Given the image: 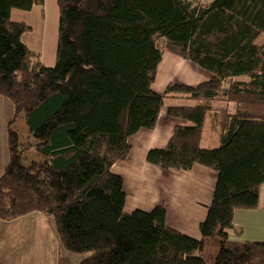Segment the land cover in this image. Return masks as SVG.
Segmentation results:
<instances>
[{"label":"trees","instance_id":"obj_1","mask_svg":"<svg viewBox=\"0 0 264 264\" xmlns=\"http://www.w3.org/2000/svg\"><path fill=\"white\" fill-rule=\"evenodd\" d=\"M37 0H0V98L36 143L9 130L0 177V223L31 213L51 217L66 253L79 264H264L263 243H235L234 213L254 210L264 184V0H56L57 45L47 68L22 43L31 27L11 20ZM42 2V0H40ZM164 52L196 64L209 80L196 87H151ZM165 99L175 127L167 147L147 153L162 171L200 165L217 173L211 205L194 240L166 225L162 206L124 214L123 181L110 170L130 153L128 139L152 130ZM217 148L201 147L204 130ZM34 152L40 162L22 164Z\"/></svg>","mask_w":264,"mask_h":264},{"label":"crops","instance_id":"obj_2","mask_svg":"<svg viewBox=\"0 0 264 264\" xmlns=\"http://www.w3.org/2000/svg\"><path fill=\"white\" fill-rule=\"evenodd\" d=\"M184 1L196 5L208 4L212 0ZM160 73L162 81L156 83ZM209 78V74L196 64L164 52L151 89L161 95L170 84L196 87L207 82ZM168 107L171 106L163 104L154 129L140 130L128 139V158L115 163L110 172L123 181L124 214L135 211L148 213L155 207L162 206L166 212V225L170 229L194 240H202L199 226L205 220L211 205L217 173L200 165H194L188 171H162L146 161L150 150H163L167 147L175 127L193 126L184 120L169 119L166 115ZM13 116L12 104L0 98V177L8 163L9 130L17 136L20 143L21 139L27 138L35 142L26 123L24 125L25 114L19 113L13 127H10L11 122H7L13 120ZM19 125L23 128L22 133L18 132ZM210 138L206 141L207 146H204L205 138H202L203 149H210L208 147L217 144V138ZM23 157L24 155L22 160ZM258 195L256 209L234 213L233 226L241 231V235L237 236L233 231H228L229 241L264 242V184L260 186ZM203 243L201 256L205 264H212L216 251L208 240ZM83 259L84 256L77 257L64 251L51 217L45 218L36 212L0 223V264H79Z\"/></svg>","mask_w":264,"mask_h":264},{"label":"rangeland","instance_id":"obj_3","mask_svg":"<svg viewBox=\"0 0 264 264\" xmlns=\"http://www.w3.org/2000/svg\"><path fill=\"white\" fill-rule=\"evenodd\" d=\"M203 2H207V0H203ZM36 7L32 9L30 12H21V11H13L11 13V20L13 22L23 23L31 27V32L26 33L22 36V43L27 46L31 51H33L38 56V61L45 67L51 68L54 66L55 62V53H56V45H57V29H58V8L56 5V0H40L36 1ZM264 43V37L259 38L256 41V44L261 45ZM162 78V74L160 73L157 76L156 83H160ZM164 106H178V107H192L195 105L194 102L188 100L181 99H165L163 102ZM23 113V112H22ZM12 120V119H11ZM8 121L7 123L11 122ZM5 124V127L7 126ZM10 127H13V124H9ZM12 125V126H11ZM18 126V122L16 123ZM25 125V122H24ZM27 129V128H26ZM23 128L19 125L18 132L22 133ZM204 146L206 145V141L208 138L215 139L217 135L212 133L208 127L206 126L204 130ZM30 138L26 140L21 139L22 145H31L35 144ZM218 143L213 145L212 147H208L211 149L217 148ZM41 157L34 152H27L24 154L22 164L24 166L29 165L32 162H40ZM215 251V250H214ZM80 257V256H77ZM208 258V253L206 255Z\"/></svg>","mask_w":264,"mask_h":264}]
</instances>
